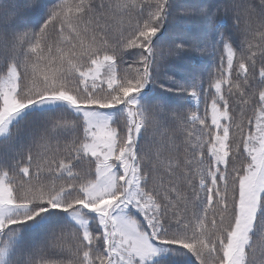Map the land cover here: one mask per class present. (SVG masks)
I'll return each mask as SVG.
<instances>
[{
  "label": "snow or ice",
  "instance_id": "obj_1",
  "mask_svg": "<svg viewBox=\"0 0 264 264\" xmlns=\"http://www.w3.org/2000/svg\"><path fill=\"white\" fill-rule=\"evenodd\" d=\"M0 144V264H264V0L0 3Z\"/></svg>",
  "mask_w": 264,
  "mask_h": 264
},
{
  "label": "trees",
  "instance_id": "obj_2",
  "mask_svg": "<svg viewBox=\"0 0 264 264\" xmlns=\"http://www.w3.org/2000/svg\"><path fill=\"white\" fill-rule=\"evenodd\" d=\"M5 2H6V0H0V3H5ZM12 2H20V0H12ZM196 2H199V0H177L178 4H191V3H196ZM216 2L223 3L224 0H216ZM257 2H259V0H257ZM22 12H23V9H22ZM230 15L231 14L225 15L223 8H221L218 12V18L224 19L229 24L232 23V20L230 19ZM24 18L30 19L31 17L29 14L25 13ZM184 23L189 28H191L193 26L192 21H185ZM187 63H189L192 66H196V67H204L206 65V61H204L198 55L194 56L193 59L191 61H188ZM3 150H4V145L0 144V151H3ZM45 257H46V259L51 260V261H56L58 259V257L52 251L45 253Z\"/></svg>",
  "mask_w": 264,
  "mask_h": 264
}]
</instances>
